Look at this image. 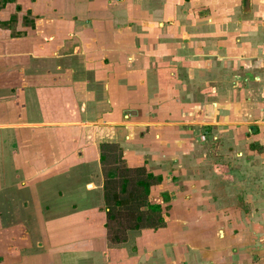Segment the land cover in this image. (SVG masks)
<instances>
[{
	"label": "crops",
	"instance_id": "crops-1",
	"mask_svg": "<svg viewBox=\"0 0 264 264\" xmlns=\"http://www.w3.org/2000/svg\"><path fill=\"white\" fill-rule=\"evenodd\" d=\"M0 23V264H264V0H11ZM103 144L160 178L161 227L110 240Z\"/></svg>",
	"mask_w": 264,
	"mask_h": 264
},
{
	"label": "trees",
	"instance_id": "trees-1",
	"mask_svg": "<svg viewBox=\"0 0 264 264\" xmlns=\"http://www.w3.org/2000/svg\"><path fill=\"white\" fill-rule=\"evenodd\" d=\"M11 0H1L0 6ZM15 10H18L16 7ZM10 17L9 21H13ZM0 25H4L0 23ZM115 145L103 144L100 146V163L103 165V200L107 230L110 240L114 243L122 242L126 230H138L141 228L161 227L163 222L160 215V207L148 201L149 187L158 183L160 178L146 173L142 167L129 169L117 168V160H121V154L109 157L105 151ZM113 153V152H112ZM108 158L113 159L115 166L105 171ZM115 161V162H114ZM113 224V227H112Z\"/></svg>",
	"mask_w": 264,
	"mask_h": 264
},
{
	"label": "rangeland",
	"instance_id": "rangeland-1",
	"mask_svg": "<svg viewBox=\"0 0 264 264\" xmlns=\"http://www.w3.org/2000/svg\"><path fill=\"white\" fill-rule=\"evenodd\" d=\"M1 2V0H0ZM5 5V4H4ZM1 7V6H0ZM205 141V140H203ZM207 142H202L201 144H199V149H208V151L210 149H214L215 148V143L213 141H210V140H206ZM109 151V150H108ZM107 150L105 151L106 154H108L109 157L113 156L114 154H117V158H119L120 156L118 155L119 152L117 149H115L114 147L110 149V153L108 152ZM113 152V153H112ZM115 162V161H114ZM116 163H113V159L112 158H108V161H107V166L105 167V171L108 170V169H111L115 166ZM123 166V161L122 160H117V168H121ZM112 227H113V224H112Z\"/></svg>",
	"mask_w": 264,
	"mask_h": 264
}]
</instances>
